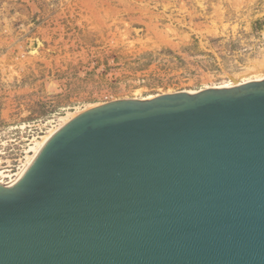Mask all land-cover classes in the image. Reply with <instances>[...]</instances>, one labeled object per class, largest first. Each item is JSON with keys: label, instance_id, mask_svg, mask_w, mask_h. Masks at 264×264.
Returning <instances> with one entry per match:
<instances>
[{"label": "water", "instance_id": "obj_1", "mask_svg": "<svg viewBox=\"0 0 264 264\" xmlns=\"http://www.w3.org/2000/svg\"><path fill=\"white\" fill-rule=\"evenodd\" d=\"M118 99L0 184V264H264V79Z\"/></svg>", "mask_w": 264, "mask_h": 264}, {"label": "rangeland", "instance_id": "obj_2", "mask_svg": "<svg viewBox=\"0 0 264 264\" xmlns=\"http://www.w3.org/2000/svg\"><path fill=\"white\" fill-rule=\"evenodd\" d=\"M228 72L264 77V0H0V183L70 115Z\"/></svg>", "mask_w": 264, "mask_h": 264}, {"label": "bare ground", "instance_id": "obj_3", "mask_svg": "<svg viewBox=\"0 0 264 264\" xmlns=\"http://www.w3.org/2000/svg\"><path fill=\"white\" fill-rule=\"evenodd\" d=\"M264 79V77L262 78H258V79H254V80H262ZM252 81V80H251ZM238 85V84H236ZM217 87H231L229 84H224L222 86H217ZM70 115V114H69ZM77 115H70L68 116L66 119L67 121L63 124L65 125L67 122H69L72 118H74ZM63 125H61L60 127H58L57 129L51 131L49 134L45 135L41 141L38 142V145L36 147H34V153L32 155H28L26 156V160L25 163L19 168L18 171H16L14 174L11 175V179L9 181H4L2 182L3 185L5 186H10L13 183H15L16 181H18L22 175V173L24 172V170L26 169V167H28L29 165H31L34 156L36 155V153L40 150V148L47 143V141L55 134V132L60 129ZM58 126V125H57ZM1 184V183H0Z\"/></svg>", "mask_w": 264, "mask_h": 264}]
</instances>
